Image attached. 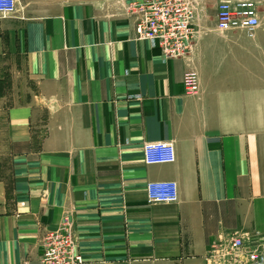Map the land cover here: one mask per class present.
Segmentation results:
<instances>
[{
	"label": "crops",
	"instance_id": "obj_1",
	"mask_svg": "<svg viewBox=\"0 0 264 264\" xmlns=\"http://www.w3.org/2000/svg\"><path fill=\"white\" fill-rule=\"evenodd\" d=\"M253 1V38L214 24L173 59L86 0H17L0 17V60L25 82L0 102V264H36L65 217L83 264H214L212 246L234 236L262 256L244 264H264V0ZM160 141L175 161L146 165L143 145ZM167 180L178 201L148 203L146 184Z\"/></svg>",
	"mask_w": 264,
	"mask_h": 264
},
{
	"label": "built area",
	"instance_id": "obj_2",
	"mask_svg": "<svg viewBox=\"0 0 264 264\" xmlns=\"http://www.w3.org/2000/svg\"><path fill=\"white\" fill-rule=\"evenodd\" d=\"M17 11V0H0V17ZM132 19L136 39L145 40L160 50L165 59L186 57L192 50L198 28L190 0H134L125 8ZM215 28L220 32L239 31L253 38L260 26L253 0H220L216 7ZM188 95L198 92L197 74L184 76ZM138 98V97H136ZM146 165L172 164L175 148L172 142H147L142 147ZM147 202L170 204L178 201V186L174 181H151L145 186ZM210 259L214 264L259 263L261 254L247 245L242 236L232 237L226 245H213ZM70 220L65 217L59 228L43 239V254L36 264H83Z\"/></svg>",
	"mask_w": 264,
	"mask_h": 264
},
{
	"label": "rangeland",
	"instance_id": "obj_3",
	"mask_svg": "<svg viewBox=\"0 0 264 264\" xmlns=\"http://www.w3.org/2000/svg\"><path fill=\"white\" fill-rule=\"evenodd\" d=\"M87 2L94 3L95 6L99 8L100 11L106 14L113 13H125V8L128 4L134 0H86ZM220 0H190L194 7L195 11V24L198 28V31H205L206 29L212 27L215 24L216 20V7ZM258 2V1H257ZM9 59H1L0 60V83L2 85V89L0 90L2 95L0 97L5 96L6 99L1 101L2 106L7 107L12 105L17 99H13L12 94L20 89V86L24 85L25 82L21 81L22 79L18 77L15 81H13L12 77H14L13 73L9 72L10 68ZM14 83V84H13ZM20 84V85H19ZM26 87H28L26 85ZM1 136V135H0Z\"/></svg>",
	"mask_w": 264,
	"mask_h": 264
},
{
	"label": "trees",
	"instance_id": "obj_4",
	"mask_svg": "<svg viewBox=\"0 0 264 264\" xmlns=\"http://www.w3.org/2000/svg\"><path fill=\"white\" fill-rule=\"evenodd\" d=\"M0 83H2V82L0 81ZM2 88H3V87H2V85L0 84V90H1ZM0 95H2L1 91H0Z\"/></svg>",
	"mask_w": 264,
	"mask_h": 264
},
{
	"label": "bare ground",
	"instance_id": "obj_5",
	"mask_svg": "<svg viewBox=\"0 0 264 264\" xmlns=\"http://www.w3.org/2000/svg\"><path fill=\"white\" fill-rule=\"evenodd\" d=\"M249 243V242H248ZM254 246V245H253Z\"/></svg>",
	"mask_w": 264,
	"mask_h": 264
}]
</instances>
